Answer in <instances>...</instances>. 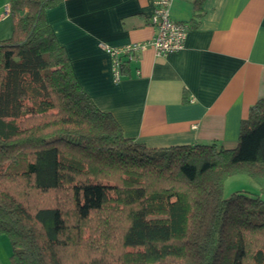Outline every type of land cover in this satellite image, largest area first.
I'll return each instance as SVG.
<instances>
[{
    "label": "trees",
    "instance_id": "trees-1",
    "mask_svg": "<svg viewBox=\"0 0 264 264\" xmlns=\"http://www.w3.org/2000/svg\"><path fill=\"white\" fill-rule=\"evenodd\" d=\"M61 1L9 0L12 32L0 40L9 264H264V96L234 148L146 147L74 76L45 18ZM238 174L261 196L224 197L223 182Z\"/></svg>",
    "mask_w": 264,
    "mask_h": 264
},
{
    "label": "crops",
    "instance_id": "crops-1",
    "mask_svg": "<svg viewBox=\"0 0 264 264\" xmlns=\"http://www.w3.org/2000/svg\"><path fill=\"white\" fill-rule=\"evenodd\" d=\"M0 0V40L12 21ZM173 0L169 14L188 31L181 50L157 57L146 50L117 82L102 45L146 42L153 36L152 0H62L45 11L72 72L97 108L126 137L149 148L194 143L236 146L240 122L264 96V0ZM0 234V264H9Z\"/></svg>",
    "mask_w": 264,
    "mask_h": 264
},
{
    "label": "built area",
    "instance_id": "built-area-1",
    "mask_svg": "<svg viewBox=\"0 0 264 264\" xmlns=\"http://www.w3.org/2000/svg\"><path fill=\"white\" fill-rule=\"evenodd\" d=\"M173 0H152L153 11L149 16L153 28V36L146 42H132L121 46L102 45V49L111 58L112 77L115 82L122 77L121 66L136 61L139 55L152 50L157 57H165L181 50L184 46L188 25L173 20L169 7ZM4 12L9 13V5L4 6Z\"/></svg>",
    "mask_w": 264,
    "mask_h": 264
},
{
    "label": "rangeland",
    "instance_id": "rangeland-1",
    "mask_svg": "<svg viewBox=\"0 0 264 264\" xmlns=\"http://www.w3.org/2000/svg\"><path fill=\"white\" fill-rule=\"evenodd\" d=\"M234 192L261 196L258 184L245 174L232 175L223 182L224 197H228Z\"/></svg>",
    "mask_w": 264,
    "mask_h": 264
}]
</instances>
